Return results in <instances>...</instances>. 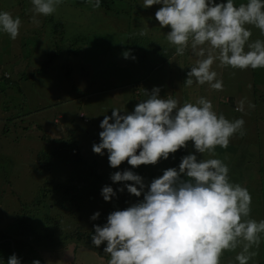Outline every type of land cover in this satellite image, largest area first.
Instances as JSON below:
<instances>
[{
  "label": "rangeland",
  "instance_id": "1",
  "mask_svg": "<svg viewBox=\"0 0 264 264\" xmlns=\"http://www.w3.org/2000/svg\"><path fill=\"white\" fill-rule=\"evenodd\" d=\"M58 1L0 0V230L9 225L8 231H23L46 264H250L248 260L254 257L264 262V246L260 245L264 243V232L259 230V219L264 217L259 177L264 176V161L254 166L260 174L252 188L230 194L231 189L218 187L229 199L223 205L224 217L214 214L220 196L208 187L216 179L223 180L225 165L219 160L237 167L246 158L247 148L259 151L257 131L264 133V0H234L228 12L233 11L217 21L210 19L212 4L206 9L208 1L216 5L217 0H167L165 10L162 3L149 0V13L142 5V11L135 14L141 17L135 21L147 26L149 29L143 27L145 33L161 45L158 53L149 48L148 64L152 59L160 61L187 50L192 56L187 61L186 57H172V63L181 65L183 75L173 70L176 75L171 77L168 68L159 69V64L152 73L148 66L143 68L146 52L140 41L134 44V61L126 70L136 79L146 73L137 90L118 85L117 77L109 73L65 76L60 72L61 65L66 66L65 56L50 64L38 80L25 79L15 87L7 85L4 76L13 80L45 59L48 45L43 37L53 36L48 31L51 26L46 14L58 6ZM92 1L66 0L54 10L55 21L64 23L60 32H64L68 43L76 36L81 38L74 45L80 48V54L69 57L93 59L87 56L93 41L89 33L96 27L105 33L104 27L112 26L111 19L94 10ZM242 3L254 15H234ZM170 15L180 18L181 24L192 23L191 30L198 27L211 42L204 46V38L191 36L179 46L166 45L162 34L166 35V25L173 23ZM181 24L173 28L182 30ZM105 50L95 58L99 70L108 57ZM96 64L91 67L94 69ZM106 80L109 88L102 90ZM85 90L90 96L80 99ZM182 113L187 115L183 118ZM83 115L88 119L78 121V127L83 126L76 138L89 162L56 159L55 152L68 155V150L60 146L73 137L69 124ZM181 126L186 127L183 136ZM228 130L247 134L243 138L233 134L228 139L223 133ZM192 134L195 136L191 139L186 136ZM175 141L182 145L187 141L185 147L190 153L199 151L194 155L198 167L186 168V175L167 167L173 159L169 144ZM91 158L95 165L90 163ZM216 165L220 168L216 177L206 176ZM94 166L105 170L103 178H96ZM178 176L185 179L178 183L180 189L172 185ZM70 177H76V193L85 192L90 198H82L77 205L65 200L61 189L56 194L49 192L48 203L41 204L30 216L34 230L26 229L27 223L21 222L19 215L27 212L25 216H29V210L37 206L36 198H41L46 189L52 190V182L63 186ZM163 184L169 188H163ZM77 206L76 216L80 214L82 219L74 230L72 224L77 220L72 219L71 211ZM248 206L255 207L256 212H249ZM45 214H49L48 220ZM51 219L56 223L54 233L59 232L52 236L48 229L53 228L49 225ZM213 229L218 230V236L208 245ZM65 231L70 237L64 238L68 235ZM241 232L246 233V240ZM165 239L168 245L163 251ZM62 240L66 245L59 244ZM236 245L247 250L245 257L236 255ZM67 246L72 247L69 254L63 250ZM253 247L258 252L250 256Z\"/></svg>",
  "mask_w": 264,
  "mask_h": 264
},
{
  "label": "trees",
  "instance_id": "2",
  "mask_svg": "<svg viewBox=\"0 0 264 264\" xmlns=\"http://www.w3.org/2000/svg\"><path fill=\"white\" fill-rule=\"evenodd\" d=\"M63 1L66 0H59L57 2V7L55 8H59V4L60 2L62 3ZM156 3H162V9L165 10V7L168 4L167 0H153ZM218 2L215 3L213 1H211V3L208 1L206 3V7L212 4L213 7L212 11H210V19L212 21H217L218 19H220L224 14L226 13H230L228 12V10L233 7L232 5L229 6V3L234 1V0H217ZM149 0H93L92 3L95 4L94 7H96L97 12L100 13H104V15H106L108 17V21L111 19V27L105 26L104 29L107 30L105 31V33H101V29L96 27L94 30L91 31V33H89L90 36L93 37V41L92 44H90L89 46V50H88V54L87 56H91L93 59L88 60V61H84V58H76L74 56V58L69 57L72 55H76L78 56L80 54V48L79 47H74V45H77L78 42L80 41V37L76 36L74 40H71V43L69 44L68 41L69 39H67L64 36V32H60L61 28H64V23L60 20V22L55 21L54 17H55V8H53L52 10L47 11L46 17L48 18L49 21V26H51V29H49L48 31L53 34V36H50L48 34H46L43 39H45L48 48L47 51H44V56L45 59L37 64L38 66H36V68H33L29 73H24L22 76H18L17 78H14L13 80H11L9 76H4V79L7 80V85H10L12 87L15 86H19V84L25 80V79H36L38 80V75L41 73H44L48 70V68L50 67V64H52L55 60L58 61V59H60V57H66V66H64L63 64L61 65V69L60 72L65 76H71L75 73V75H78V73L84 75V76H90V74L92 72H96L97 74H101L105 73V74H112L114 76L117 77L118 79V85L121 83L122 85H125V87H131L133 89L137 90V86H141L143 84V81L145 80V78H143L146 73L142 72L144 74V76L141 79H136L135 77H131V75H133L131 72H127L126 70H130V64L133 63L134 59H133V54L132 52H134V44L137 42L142 43V50L146 52V55L142 58V65L143 68H145L146 66H148L150 68V73H152L153 68L155 67V65L159 64V69H163V68H168L169 72H170V76L172 77L173 75H176L175 73H173V70L177 71L179 75H183V72L181 71V65H179L176 61H174L172 63V57H186V61L188 60L189 57H192L190 55V52H188L187 50H185V52L183 51H179L177 52L178 55L176 56H170L168 58H162L160 61L158 60H154L152 59V63L151 65L148 64V60L151 56V52L149 50L152 49L154 50L153 52L158 53V51L161 49V45L158 39H153L152 37L148 36L145 33V29L143 27L147 26H141L139 23H137L135 21V18H140L141 16H137L135 15L137 13L138 10H141L144 8L143 6H145L146 8V12L149 13V9L151 8L150 5L148 4ZM143 5V6H142ZM240 5V4H239ZM243 5V3L241 4ZM219 7V10H217V8ZM221 9V10H220ZM163 11V10H162ZM158 12V10H156V13ZM162 14H164V12H162ZM208 14V15H209ZM207 15V13L205 14ZM236 16H243V15H237L234 14ZM247 17H250L251 15H253L252 13L249 14H244ZM171 18H173V23L170 25H166V29L168 30L167 34L165 35L164 33L162 34L163 37L165 38V40L167 41L166 45H178L180 44V42H184L187 41L191 36L195 39L196 37L198 38H204L202 39L203 41H201V39H199L202 44L204 43L205 46V42H211V40L206 37L208 35H204V32H200L201 30L198 29V27H195L193 29V31L191 30V26H188L184 29H180V27H178L176 30L173 28L174 25H178L181 24L179 22L180 18L178 17H174L173 15H170ZM14 18H19L18 15H14ZM185 19L186 21L188 19L186 18H182ZM184 24V22H183ZM181 24V25H183ZM149 27V26H148ZM170 30L172 31V33L170 32ZM163 31V30H162ZM192 31V32H191ZM191 37V38H192ZM85 38V37H84ZM95 40V41H94ZM73 41V42H72ZM169 41H174L177 43H173V42H169ZM66 43V45H65ZM152 44H154L155 46H152ZM159 44V45H158ZM97 45H104L103 47H98ZM165 45V46H166ZM92 46H96L99 48V50H94ZM179 46V45H178ZM103 48H105V52L107 53L108 57L105 60V64L103 66L102 70L97 69V64L95 61V58H99L101 55V51L103 50ZM66 50V51H65ZM91 52V53H90ZM152 52V53H153ZM198 53V52H197ZM196 53V54H197ZM93 54V55H91ZM193 54V53H192ZM195 54V53H194ZM72 59V62H71ZM133 59V60H132ZM176 62V63H175ZM95 63V67L94 69L91 67V64ZM31 73V74H30ZM124 74H126V76H124ZM104 76V75H102ZM109 77L111 76H107L105 78L109 79ZM123 77V78H122ZM108 81H105V85L102 86V90L108 89L106 88L107 85L109 86V83H107ZM113 84V83H112ZM89 86H87L88 88ZM90 88V87H89ZM88 88V89H89ZM75 89H77V87L75 86ZM91 89V88H90ZM82 92V91H81ZM91 94V93H90ZM89 91L85 90L83 91L82 95L80 96V99L84 98L85 96H90ZM26 97H24V101ZM21 104V103H20ZM182 117L184 118L185 113ZM98 117L100 118L98 120V122H101L102 118L100 115H98ZM61 118L63 119L64 117L61 115ZM84 119H88L87 116H79V118H74L71 122V124H69L68 130H69V134L73 135L72 139L70 140V142L68 144L65 143V145L60 146V148H64L68 150V155H66L65 153H63V151L61 152H55V156L56 159L58 160H71L75 163H79V162H89L86 161V159H84V150H82V148L79 145V142L76 138V133L78 132V130H80V128L83 126H79L78 127V121L82 120L84 122ZM62 122V120H61ZM91 122V120H90ZM61 124V123H60ZM186 130L185 126H181L179 128V132L182 134L183 136V132ZM216 133V132H214ZM228 139L233 136V134H235V136H237L238 138H243L244 136H246L247 132H243L241 130H228V131H224L223 132ZM258 133V137H259V151L257 152L255 149H251V147L247 148V156L244 159V161L240 160V163L238 164L237 167H233V165L230 163L228 164V161H224V160H219V162H221V164L225 165L224 168V174H223V180H219L216 179L217 181H215V183H213L212 185H208V187L211 188L212 192L217 194L218 197V201H216L215 206L216 210L214 211V214H216L218 217L221 216H225L224 210L225 208L223 207V205L225 204V202H229V199L227 198V195L225 192H223L221 190V192H219L218 187L221 186L223 190L226 189H231V191H229L228 193L230 194H235L237 190L241 191L242 189H246V188H252V185L255 181V179L259 176L260 174V169L255 168L254 166H260V164L264 161V133L262 131H257ZM189 136L191 138H193V136L195 135H186ZM211 136L208 135V138H210ZM204 139V137H201ZM215 137H213L214 139ZM220 138V136H219ZM185 139L187 140V138L185 137ZM216 139V138H215ZM185 144H180V142L175 141L172 142L174 145H170L169 144V154L170 156L173 158L172 159V163L167 164L169 170H175L177 171L176 173L179 174H183L186 175L187 172L189 171H185L186 168L188 169H193V168H197L198 166V160L194 157V155L198 154L199 151H196L194 153H190L188 152L187 147H185L187 141H184ZM225 141L222 142V144ZM214 144V143H212ZM186 148V149H185ZM240 152V151H239ZM256 154L255 158H251L252 155ZM50 157V155H48ZM188 161H191V164L187 163ZM90 163H92V165L96 164V161H94L91 158ZM214 165V164H213ZM184 166V167H183ZM43 167V166H42ZM246 168V169H245ZM184 169V170H183ZM219 166L216 165L214 167V169L209 170V172L206 174V176H215L216 177V173L217 170H219ZM240 169V171L238 170ZM92 170L96 176V178H103L105 176L104 172L105 170L102 168H97L96 166L92 167ZM244 174H246V176H244ZM98 176V177H97ZM260 180L262 179V190L261 191V197L264 196V177L262 174L259 176ZM181 178V181H179V179ZM70 181V183H66V181ZM183 180H185L182 177L178 176V179L176 180V183H172L173 187L176 184L175 188L180 189L181 186L178 185V183H181ZM226 181V184H223V182ZM111 182V181H110ZM52 186V190H48L46 189L45 193H43L41 196V198H36V202H37V206L35 207V210H29V216H25L27 212H24V215L22 217H20L19 215V220H21V222H26V229H30L31 231L34 230L33 226H32V218H30V216H32L33 212H37L39 210V206L41 204H43L44 202L48 203L47 201V196L49 192H53L54 194H56L57 192L60 191V189L62 190L63 196L66 197V199H69L71 202H74L78 205V201H82V198L84 200H88L89 194H86L85 192H81V195H78L76 192V177H70L68 179H65V183L63 186L59 185L58 183H51ZM187 184V183H186ZM223 184V185H222ZM163 188H169L167 187L165 184H163ZM60 187V188H58ZM174 188V189H175ZM71 190V193L69 194V191ZM93 194V193H92ZM87 195V196H85ZM164 195V193L162 194ZM160 195V198L161 196ZM185 199L187 198V193L183 194ZM61 197V202L64 203V197ZM76 196H79L78 198ZM85 196V197H84ZM94 196V195H93ZM253 197V195H252ZM158 199V197H157ZM151 201V200H150ZM153 203V201H151ZM246 202V201H245ZM61 203V204H62ZM145 204H147L146 201H144ZM54 204V203H53ZM140 205V202H139ZM48 208L51 209V206L48 205ZM79 206H77V210H75L73 212V210L71 211V215L73 216V220H77L75 223H73L72 228L74 230H77V228H79V220L82 219V217L80 216V214L78 215V217L76 216V214L79 212ZM248 210L249 212H251V210H254V212H256L255 207H251L248 206ZM262 211V209H261ZM230 214H234L233 212H231ZM38 215V214H37ZM49 214H45V218L46 220L49 219L48 217ZM238 215V214H236ZM240 215H243V213H241ZM216 218V217H215ZM213 217V223L214 226L217 224V221ZM18 220V222H19ZM31 222V223H30ZM46 221H44L43 223H45ZM259 230L260 232H264V217L262 219H259ZM49 225L52 226L48 227L50 233L49 235H55V234H59L58 233H54L55 230H57L56 228V223H54V221H52V219L49 221ZM9 226V225H8ZM7 226V227H8ZM75 226V227H74ZM7 227L4 228L2 231L0 230V264H46L45 259L41 256V253L39 252L38 249L34 248V245H30V241L25 239L24 236V232L23 231H8ZM77 227V228H76ZM218 227V226H217ZM91 231H95V230H91ZM218 230L217 229H213L212 232V237L208 242V245H212V242L216 239V237L218 236V234H216ZM83 232V231H81ZM244 233V232H241ZM240 233V234H241ZM62 236V233H60ZM65 235L64 238H68L70 237L71 234L67 233L65 231ZM240 234L238 235L237 238H240ZM245 236V240H246V233H244ZM81 237L79 236V239ZM80 242V241H79ZM13 244L15 245V249H13ZM60 245H66V241L63 242V240L59 243ZM165 245H163V251L166 250V245H168L166 239H165ZM260 245H264L260 244ZM243 245H236V250L235 253L236 255L238 254V248H242ZM68 247V246H67ZM62 248V247H58L57 249ZM69 249H72V247H69L66 251L67 254H69ZM77 247L73 248V251H71L70 253H74V250H76ZM184 255V253H183ZM186 256V255H185ZM202 258V257H201ZM205 262L208 263V259L204 256L203 257ZM161 259V257H160ZM74 262H77V259H74ZM204 262V263H205ZM193 264V263H192ZM258 264V263H257ZM260 264V263H259ZM264 264V262L262 263Z\"/></svg>",
  "mask_w": 264,
  "mask_h": 264
},
{
  "label": "crops",
  "instance_id": "3",
  "mask_svg": "<svg viewBox=\"0 0 264 264\" xmlns=\"http://www.w3.org/2000/svg\"><path fill=\"white\" fill-rule=\"evenodd\" d=\"M209 6H207L206 7V9L208 8ZM214 8V7H213ZM217 10H219V7L217 8ZM254 15V14H253ZM192 23H184L183 24V29L184 28H186V27H188V26H190ZM264 246V245H263ZM211 249H213L214 251H215V249L211 246ZM253 249L254 250H252V251H250V256H254L258 251L256 250L257 249V247H253ZM239 252H238V254L237 255H239V256H242V257H245L246 256V252H247V250L244 252V248L242 247V248H238L237 249ZM216 252V251H215ZM168 256V255H167ZM166 256V257H167ZM185 256V255H184ZM166 257H163V259H165ZM188 258V257H187ZM248 261H250V264H253L254 262H257L258 264L260 263V264H262L263 262H261L260 260H259V258H251L250 260H248ZM208 263H210L209 261H208ZM233 264H243L242 263V261H235Z\"/></svg>",
  "mask_w": 264,
  "mask_h": 264
},
{
  "label": "built area",
  "instance_id": "4",
  "mask_svg": "<svg viewBox=\"0 0 264 264\" xmlns=\"http://www.w3.org/2000/svg\"><path fill=\"white\" fill-rule=\"evenodd\" d=\"M247 5V4H245ZM245 5H239L238 8H235V14L237 15H244V14H249L250 10L248 6ZM253 8V5L251 4V9Z\"/></svg>",
  "mask_w": 264,
  "mask_h": 264
},
{
  "label": "flooded vegetation",
  "instance_id": "5",
  "mask_svg": "<svg viewBox=\"0 0 264 264\" xmlns=\"http://www.w3.org/2000/svg\"><path fill=\"white\" fill-rule=\"evenodd\" d=\"M68 248H69V247H65V248H63V250L66 251ZM96 253H97V252H96Z\"/></svg>",
  "mask_w": 264,
  "mask_h": 264
},
{
  "label": "water",
  "instance_id": "6",
  "mask_svg": "<svg viewBox=\"0 0 264 264\" xmlns=\"http://www.w3.org/2000/svg\"><path fill=\"white\" fill-rule=\"evenodd\" d=\"M13 249H15V245L13 244Z\"/></svg>",
  "mask_w": 264,
  "mask_h": 264
},
{
  "label": "clouds",
  "instance_id": "7",
  "mask_svg": "<svg viewBox=\"0 0 264 264\" xmlns=\"http://www.w3.org/2000/svg\"><path fill=\"white\" fill-rule=\"evenodd\" d=\"M149 216V215H148Z\"/></svg>",
  "mask_w": 264,
  "mask_h": 264
}]
</instances>
